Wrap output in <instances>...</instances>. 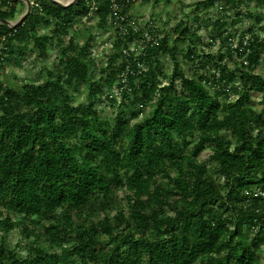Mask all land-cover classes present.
I'll return each instance as SVG.
<instances>
[{
	"label": "trees",
	"instance_id": "16d2710c",
	"mask_svg": "<svg viewBox=\"0 0 264 264\" xmlns=\"http://www.w3.org/2000/svg\"><path fill=\"white\" fill-rule=\"evenodd\" d=\"M36 1L0 23V264H264V24L239 28L264 0H194L174 26L135 20L152 0ZM48 45L54 69L6 79Z\"/></svg>",
	"mask_w": 264,
	"mask_h": 264
},
{
	"label": "rangeland",
	"instance_id": "374dc122",
	"mask_svg": "<svg viewBox=\"0 0 264 264\" xmlns=\"http://www.w3.org/2000/svg\"><path fill=\"white\" fill-rule=\"evenodd\" d=\"M36 1V0H34ZM64 4H68L74 0H59ZM194 3V0H184V1H176L173 3H166L163 2L161 3L157 8H153V0L152 2H149L148 4H143L139 3L137 7L135 8V20L137 22H141L142 24H145L149 22L151 19H155L158 22V26L166 21H170V25L174 26L180 19L184 18L186 14L190 13V11L193 9L192 4ZM26 4L24 2H20L18 5V10L21 12L22 10L26 9ZM79 9V6H75L73 10ZM220 7L217 8H212L208 10L207 17L205 16L202 18V21H208L206 22L210 27L207 29L205 26L201 25V30L200 32L205 35L208 39V32L210 31V28L215 21L217 17L222 13H220ZM242 18L243 21L239 25L240 29H250V28H260L264 24V7L258 5L257 2H254L250 4L249 6H244L242 9ZM72 12V10L67 11ZM228 15L231 17H236L238 11H235L233 9H228ZM250 13L252 17H249L247 13ZM169 13H172V17L168 16ZM201 16L204 14L203 12H200ZM21 17L20 13L17 18V20ZM257 17H261V22L258 23ZM193 17L188 18V21L192 22ZM16 21V20H15ZM12 21V22H15ZM95 24V31L100 32L101 29L96 26L97 21L95 20L93 22V25ZM205 24V23H204ZM91 25H88V28H90ZM170 26V27H172ZM168 27V28H170ZM164 29H162L163 31ZM88 30H83V35L87 37ZM48 33V30L46 31ZM108 34L105 33L104 37H107ZM263 35V34H262ZM85 38L82 37V41H84ZM219 43L215 47L214 50L219 48ZM32 48H34L32 46ZM109 48L107 44H103L102 42L99 41L96 55L97 57L102 56V51H106ZM56 55H57V49L55 47L47 46V51H46V56L43 58H39V50H33L31 53H28L24 57V59L21 61L20 66L16 67L13 69L12 67H9L6 69V76L7 80L11 82L12 84H18L20 82V79L27 78L29 80H37L39 78V73L44 72V69L47 67H50L54 69L55 63H56ZM193 66L191 63H188L185 65V68L187 70L191 69ZM161 68L171 72L173 69V63L170 59V57L166 56L163 58L162 63H161ZM262 70L264 72V59H263V64H262ZM119 95V94H118ZM119 97V96H118ZM100 110L103 111L107 116L113 118L115 112L109 107V105L106 103V99L104 98L101 103H100ZM10 236H14V238L17 235H13V233H10Z\"/></svg>",
	"mask_w": 264,
	"mask_h": 264
},
{
	"label": "water",
	"instance_id": "95a60500",
	"mask_svg": "<svg viewBox=\"0 0 264 264\" xmlns=\"http://www.w3.org/2000/svg\"><path fill=\"white\" fill-rule=\"evenodd\" d=\"M12 1H15V0H12ZM21 1H23L26 4V6H27L26 7V11L24 12V14L18 20H16L15 22L8 21V20H1L0 19V23L1 24H4V25L8 26L9 28L13 29V28H16L19 25H21L26 20V18L31 13L32 5H31L30 0H21ZM48 1L53 2V3L59 5V6L63 7V8H68L70 6H73L77 2V0H74V1H72L70 3H68V4H64V3H62L59 0H48Z\"/></svg>",
	"mask_w": 264,
	"mask_h": 264
},
{
	"label": "built area",
	"instance_id": "2783aa9c",
	"mask_svg": "<svg viewBox=\"0 0 264 264\" xmlns=\"http://www.w3.org/2000/svg\"><path fill=\"white\" fill-rule=\"evenodd\" d=\"M112 1V3L114 4V8H115V0H111ZM31 2V5H32V8L33 7H37V8H39L40 7V5H39V3L37 2V1H30ZM92 5H94V3L92 4ZM95 7L94 6H92V9H94Z\"/></svg>",
	"mask_w": 264,
	"mask_h": 264
}]
</instances>
